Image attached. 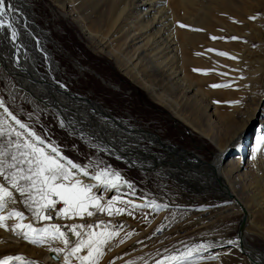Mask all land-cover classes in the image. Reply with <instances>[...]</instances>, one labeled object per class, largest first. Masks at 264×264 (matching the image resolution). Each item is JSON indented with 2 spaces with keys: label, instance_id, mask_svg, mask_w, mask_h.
<instances>
[{
  "label": "bare ground",
  "instance_id": "6f19581e",
  "mask_svg": "<svg viewBox=\"0 0 264 264\" xmlns=\"http://www.w3.org/2000/svg\"><path fill=\"white\" fill-rule=\"evenodd\" d=\"M6 2L18 9L11 14V22L19 33L18 39L12 42L10 31L7 29L0 32V68L5 76L10 73L14 77L12 88L17 84L16 91H19L32 105L41 107L47 113H53L60 124L63 122V127L70 134L79 137L86 145L94 147L104 155L130 160L135 163L133 166H142V168L144 166L153 173L171 177L186 187L198 190L202 195L222 198L228 202L227 205L233 211L242 212L244 208L246 227L252 216V207L247 203L245 183L239 189L236 188L243 174H240L239 169L234 171L233 161L229 163L228 161L235 155V163L243 168L259 154L256 141L264 130V0H179L175 9L170 6L168 0L73 1L76 2L73 7L81 15L89 7L97 5L94 12H97L99 17L105 16L111 19L112 26L117 18L123 15L138 18L140 22L138 33L131 30L135 26L132 24V27L124 33L121 29L124 24L118 31L116 29L111 31L113 28H109L108 35L113 41L116 39L117 42L120 38L127 37V42L124 41L125 52H121L120 48L115 50L113 52L115 58L137 85L144 87L157 102L169 107L174 116L183 121H190L186 117L187 112L197 103L201 104L203 99L211 94L209 81L212 77L217 74L225 75L227 80L230 74L238 75L230 80L236 82L241 104H247L249 108L251 102L250 112L243 116L247 119L242 129L230 134L232 138L229 139L232 140L228 139L224 142L225 145L215 141L220 149V155L215 163L211 164L205 161L202 155L178 148L168 140L152 137V132L140 126L131 119V116L117 117L102 104L72 91L62 80L59 81L56 77L60 72L58 62L54 51L48 46L51 35L37 24L30 0H6ZM121 3L128 6L122 7ZM253 16L256 17L255 20L249 19ZM245 20L249 22L246 27L252 24L251 20L255 22L252 25L257 29L252 28L253 35L247 41H226L231 35L239 39L246 35L239 28V21ZM118 34L121 35L116 38ZM110 37L108 40L111 39ZM212 37L217 39L213 40ZM254 42H258L260 47L255 49ZM121 45L123 47V44ZM217 52H226L236 59L217 55ZM254 52H257L256 57L250 59ZM205 107L209 109L211 106ZM2 111L0 109V113ZM256 120L260 121V126L255 134L256 140L248 150L247 145L251 141L248 130L251 123ZM147 140H151L150 145L146 144ZM154 141H157L158 145L152 144ZM249 154L254 155L252 157L254 159L246 161V156ZM84 180L91 182L87 178ZM121 193H125L123 188L119 192H105V195L108 198ZM126 198L138 204L149 203L134 196ZM159 210L166 212L167 208L162 206ZM96 220H103L102 215L99 218L92 217L88 221L91 223ZM52 223L65 224L69 221L55 219ZM245 227L241 236L245 251H242L237 236L203 239L202 237L207 236L209 232L199 230L191 235L195 242L187 240L180 247L168 251L164 256L148 264H156V261L183 252L186 247L200 242H210L214 246L207 252L194 253L193 256H205L213 250L216 255H220L216 264H222L220 258L229 253L234 254V256L231 254L226 256L230 263L237 260L235 258L237 255L247 264H264V249L247 242ZM228 240L236 243L230 245L227 243ZM22 241L23 238L17 235L3 233L0 244L3 242L2 246L4 244L9 248L19 249L20 243L23 244ZM2 246L0 249H3ZM51 254L54 253L47 248L37 260L23 251L17 255L37 264H63L62 258L54 259ZM8 256L16 257L15 254H7L0 260ZM234 263L239 264L237 261ZM165 264L171 262L166 261Z\"/></svg>",
  "mask_w": 264,
  "mask_h": 264
},
{
  "label": "rangeland",
  "instance_id": "374dc122",
  "mask_svg": "<svg viewBox=\"0 0 264 264\" xmlns=\"http://www.w3.org/2000/svg\"><path fill=\"white\" fill-rule=\"evenodd\" d=\"M73 1L30 0L37 24L51 35L48 46L54 51L58 69H60L56 75L57 79L62 80L72 91L88 96L89 99L110 109L117 117L136 115L137 119L141 121L142 127L152 132H150L152 137L168 140L178 148L202 155L209 164L215 163L220 155V149L216 146L215 141L225 145L224 142L232 138L230 134L232 135L237 129H242L247 119L243 116L250 112L251 102H249V108H247V104H241L236 82L230 80L238 75L230 74L227 80L225 75L217 74L212 77L209 81L211 94H206L207 97L201 104L197 103L191 111L187 112L186 117L190 121H183L179 117H175L169 107L157 102L144 87L137 85L127 75L124 68L120 67L115 58L113 52L119 48L121 52L125 50L127 37L120 38L121 41L115 42L116 39L113 41V38L108 35L110 27L113 28L111 31L115 29L118 31L124 24L121 28L124 33L129 27H132V24L135 26L131 30L138 33L140 29L138 18L123 15L117 18L112 26L111 19L105 16L99 17L97 12H94L97 5L89 7L81 15L73 7L76 3ZM168 1L170 6L175 9L179 0ZM121 4L122 7L127 5ZM239 23V28L246 35L238 40L247 41L253 35L252 28L255 27L252 24L255 22L251 20L252 24L247 27L246 25L249 23L247 20L239 21ZM256 26L259 27L257 24ZM118 35L116 38H119L121 34ZM106 36L111 39L108 40L109 37ZM231 37H235V35L226 38V41H233ZM110 41L114 43L110 44ZM119 45L121 46L118 47ZM253 46L255 49L260 47L258 42H254ZM256 54L257 52H254L250 59H254ZM8 76H5L0 68V99H3L9 111L13 112L18 119L28 124L42 138L59 146L65 157L81 165L88 164L90 161L95 162L101 168L104 165H111L125 179L133 183L134 197L143 201L144 199L148 202L154 201L160 207L167 208L166 212L163 211L164 213L151 209V207H142L136 210L132 216L122 215L110 218L102 215L104 221L111 220L114 226L124 225V231L116 238L111 251L106 253L100 264H109L110 261H114L115 264H128L129 261H134L135 264H148L164 256L168 251L180 247L187 240L195 242L196 240L191 235L199 230L209 232L207 236L202 237L203 239L234 238L236 236L242 212L230 209L227 205L228 202L222 198L202 195L198 193V190L186 187L171 177L153 173L144 166L143 168L140 165L141 168L133 166L135 163L130 160L106 156L94 147L86 145L83 140L72 133L70 134L62 127L53 113H47L41 107L32 105L26 100L19 91H16L18 90L17 84H14L15 88H12L14 77L10 73ZM217 84L231 86L212 87ZM233 101H240V103H230ZM207 105L211 107L207 109L205 107ZM196 106L199 107L196 108ZM259 126L260 121L256 120L249 127L248 135L251 141L247 145L248 150L256 140L255 134ZM150 141L147 140L146 144L150 145ZM152 144L158 145V142L154 141ZM258 153L255 159L252 158L254 155L246 156V161L254 159L252 160L254 162L251 161L243 168L237 162L235 163V155L229 158L228 163L233 161L232 169L234 171L239 169L240 174H243V178L240 183L236 184V188L239 189L245 183L247 203L252 207L251 219L245 227L247 242L259 249H264V148ZM123 192L127 193L128 189L123 188ZM15 198L17 203L9 205V210L15 208L25 211L28 219L23 223L32 222L31 214L26 212L23 203L20 202L21 197L15 194ZM60 206L62 205H58V207ZM88 220L85 219L83 222L89 223ZM16 222V220L7 221L9 225ZM74 222L81 221H69V223ZM47 223L37 226H47ZM159 229L162 231L160 235L158 234ZM126 232L133 234L126 237L125 242L120 244L119 239L124 237ZM3 233L13 234L11 231L0 228V240ZM24 241L25 239L22 241L23 244L20 243L19 249L9 248L4 244L3 247L2 242L0 246L3 249H0V259L7 254L18 256L17 254L23 251L34 256V259L37 260L47 250V246H35ZM212 251L205 256H193L190 264H216L220 255H216ZM229 254L222 255L220 258L222 264H235L236 261L239 264H247L237 255L235 256L237 260L230 263L226 257ZM231 255L234 256V254ZM211 257L217 258L212 259ZM9 264H23V262L13 260Z\"/></svg>",
  "mask_w": 264,
  "mask_h": 264
},
{
  "label": "snow or ice",
  "instance_id": "6c2138e0",
  "mask_svg": "<svg viewBox=\"0 0 264 264\" xmlns=\"http://www.w3.org/2000/svg\"><path fill=\"white\" fill-rule=\"evenodd\" d=\"M17 11L11 3L0 0V32L9 30L12 42L19 35L11 22V14ZM249 19L255 20L256 17ZM217 55L236 59L226 52H217ZM223 86L231 85H212ZM230 103L239 104L240 101ZM0 109L3 110L0 113V228L21 236L32 245L47 246L48 251L55 254L53 258H62L63 264H100L106 253L111 251L116 238L124 231V225L114 226L111 220L84 223L85 219H91L98 214L110 218L132 216L142 207L159 210L160 205L154 201L138 204L127 199V196L135 195L134 185L111 165L101 168L93 161L85 165L72 161L62 154L59 146L42 138L9 111L3 99H0ZM61 126L63 127V122ZM256 145L257 151L264 148V130L257 138ZM84 178L91 182H85ZM122 188H127L128 192L111 198L105 195V192H119ZM15 194L21 197L20 202L26 212L31 214L32 222L23 223L28 219L25 211L15 208L9 210V205L17 203ZM53 219L81 222L50 223ZM9 220L17 222L9 225ZM45 222H48L47 226H37L44 225ZM132 234L126 232L124 237H120L119 243H124L125 238ZM227 243L234 245L236 242L228 240ZM213 246L210 242L198 243L186 247L185 251L176 255L164 257L156 261V264H165L166 261L171 264H190L194 253L207 252ZM13 260L22 261L23 264H37L22 256H8L0 260V264H9ZM109 264L115 262L110 261ZM128 264L135 262L129 261Z\"/></svg>",
  "mask_w": 264,
  "mask_h": 264
},
{
  "label": "water",
  "instance_id": "95a60500",
  "mask_svg": "<svg viewBox=\"0 0 264 264\" xmlns=\"http://www.w3.org/2000/svg\"><path fill=\"white\" fill-rule=\"evenodd\" d=\"M97 75V74H96ZM98 76V75H97ZM103 81V80H102ZM188 163V161L186 162ZM245 222H246V210L243 208L242 209V215H241V218H240V222H239V226L237 228V232H236V236L238 237V241L240 243V247L242 249V251H245L244 249V246L243 244L241 243V236H242V233H243V229L245 227ZM52 257H54V254H51ZM55 259V258H54Z\"/></svg>",
  "mask_w": 264,
  "mask_h": 264
},
{
  "label": "built area",
  "instance_id": "2783aa9c",
  "mask_svg": "<svg viewBox=\"0 0 264 264\" xmlns=\"http://www.w3.org/2000/svg\"><path fill=\"white\" fill-rule=\"evenodd\" d=\"M131 117H132V119H133V120H135V121H136V122H137V123H138L140 126H142V125H141V121L137 119V116H136V115H134V116H131ZM96 217H98V218H99V217H100V215L98 214V215H96ZM54 221H55V220H54ZM59 224H64V223H59ZM158 234H159V235L161 234V230H160V229H159V232H158Z\"/></svg>",
  "mask_w": 264,
  "mask_h": 264
}]
</instances>
